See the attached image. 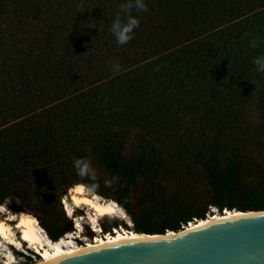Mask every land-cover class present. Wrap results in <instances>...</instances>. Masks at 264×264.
<instances>
[{
	"label": "trees",
	"instance_id": "16d2710c",
	"mask_svg": "<svg viewBox=\"0 0 264 264\" xmlns=\"http://www.w3.org/2000/svg\"><path fill=\"white\" fill-rule=\"evenodd\" d=\"M123 2L0 0V205L32 214L52 244L75 231L62 199L77 184L122 207L133 223L124 228L140 234L178 232L213 215L209 206L264 210V188L241 159L254 96L264 113V73L253 63L264 55V0H144L120 45L110 28L118 14L126 20ZM192 125L212 138L201 159L211 200L152 217L136 188L161 169L153 145ZM125 127L148 134L149 152L126 161ZM89 147L110 175L105 190L70 177ZM117 227L108 221L102 232Z\"/></svg>",
	"mask_w": 264,
	"mask_h": 264
},
{
	"label": "rangeland",
	"instance_id": "374dc122",
	"mask_svg": "<svg viewBox=\"0 0 264 264\" xmlns=\"http://www.w3.org/2000/svg\"><path fill=\"white\" fill-rule=\"evenodd\" d=\"M259 99L260 98L255 96L253 98L249 117V133L244 138L245 149L241 153V159L247 167V180L254 183L255 186L264 188V113L258 107ZM122 130L127 132L126 138L123 141L124 148L122 149V155L126 161L133 160L144 150L149 152L151 140L147 133L127 127ZM211 142L212 138L208 137L201 127L192 125L189 127L188 133L182 134V138H177L173 143H170V145H153L154 151L151 155L160 160L161 169L152 179L142 177L136 188L137 195L148 199L146 212L150 216H165L181 209H190L191 207L203 208L208 201L211 200V192L208 189L206 173L201 165L202 155L207 151L206 147ZM87 150V162L90 165L92 174L81 178L105 190L110 185V175L103 166L98 151L90 147ZM75 173L76 174L73 173L70 175L72 179H75L73 175H78L77 170ZM86 189L94 194L92 190ZM98 197L101 202H105L103 200L105 199L104 197L99 195ZM64 201L71 203L69 191L62 199V204L67 214ZM110 203L114 202L110 201ZM208 208L212 214L219 213L214 206H209ZM83 213L84 210L79 208L76 209L75 215L78 216ZM15 215L33 216L25 212L13 211L11 202L0 205V220H6L13 225L15 221H10L9 219ZM67 216L72 220L68 214ZM108 221L117 223L118 229L121 227L124 228L125 224L130 228L133 226L130 218L129 221H127L119 218L107 217L100 221L101 227L102 223ZM37 226L41 236L45 241L49 242L44 235L43 229L38 225V222ZM89 231L96 235L98 234L93 230L92 225L85 221L81 231L75 228L74 232L64 236L58 243H61L63 247L75 246L76 244L73 242V239H75L78 244H80V241L84 244L88 240L91 241L93 239L87 236V232ZM113 232L114 230L112 233ZM102 234L103 232L98 235ZM13 238L16 243H9L0 238V264H25L29 262V259H32L31 264L40 262L41 258L38 253H36L35 249L32 248L30 244L21 240L20 231L18 229H15ZM24 244H27V246ZM44 247L48 249L46 244H44ZM16 248L18 249L16 250Z\"/></svg>",
	"mask_w": 264,
	"mask_h": 264
},
{
	"label": "water",
	"instance_id": "95a60500",
	"mask_svg": "<svg viewBox=\"0 0 264 264\" xmlns=\"http://www.w3.org/2000/svg\"><path fill=\"white\" fill-rule=\"evenodd\" d=\"M255 212L259 214L227 216L184 233L167 235V230L161 236L86 246L40 264H264V210Z\"/></svg>",
	"mask_w": 264,
	"mask_h": 264
},
{
	"label": "bare ground",
	"instance_id": "6f19581e",
	"mask_svg": "<svg viewBox=\"0 0 264 264\" xmlns=\"http://www.w3.org/2000/svg\"><path fill=\"white\" fill-rule=\"evenodd\" d=\"M69 196L71 203L64 201L66 205L67 214L72 218L75 228L79 229V231L82 230L83 223L85 221L90 223L92 225L93 230L98 234L102 233L100 221L103 218H107V217L119 218L129 221V218L122 207L116 205L115 203L101 202L98 195L90 193L86 189V187L82 184H77L73 186L69 190ZM79 208L80 209L82 208L84 210V213L77 216L75 215V213H76V209ZM260 213H264V212H260ZM235 214H259V213L255 211L242 212L235 210L232 211L225 210L224 212H222V214H213L207 219H203V220L195 219L194 222L189 223L177 233L169 231L167 235L184 233L201 225ZM9 220L15 221V223L12 225L6 220H0V238L9 243H16L13 238V235L15 229H18L20 231L21 240L23 242L30 244L32 248L35 249L36 253H38V255L41 257L40 262L37 264L43 263L45 261L63 255L65 253L76 250L78 248L100 244L117 239H122L130 236H135V235H140L144 237L161 236V235H151V234L148 235L143 233L140 234V233H136L135 231L127 230L121 227L120 229L115 228L113 233H107L102 235L97 234L91 241L88 240L84 244L63 247L61 243L52 244L45 241V239L40 234V231L37 226V220L34 217H31L29 215H18V216L15 215L10 217ZM44 244L47 245L48 249L44 247ZM17 249L18 248H16V250Z\"/></svg>",
	"mask_w": 264,
	"mask_h": 264
},
{
	"label": "clouds",
	"instance_id": "9594fccd",
	"mask_svg": "<svg viewBox=\"0 0 264 264\" xmlns=\"http://www.w3.org/2000/svg\"><path fill=\"white\" fill-rule=\"evenodd\" d=\"M77 7L79 8L80 5H77ZM133 9L137 11H147V6L144 0H124L120 5V10L126 15V20L121 22L118 14L117 18L111 24L110 31L115 37L116 42L120 45L128 43L133 38L132 34L134 29L139 27V20L135 16L130 15ZM251 46L258 47L259 44L253 40ZM253 63L256 65V71L258 73H264V55L256 57ZM112 70L118 73L121 71V66L119 64H113ZM73 163L79 176L84 177L92 174L90 165L86 160L75 159Z\"/></svg>",
	"mask_w": 264,
	"mask_h": 264
},
{
	"label": "built area",
	"instance_id": "2783aa9c",
	"mask_svg": "<svg viewBox=\"0 0 264 264\" xmlns=\"http://www.w3.org/2000/svg\"><path fill=\"white\" fill-rule=\"evenodd\" d=\"M217 212H218V211H217ZM43 232H44L45 234H47V232H46L45 230H44ZM47 237H48V235H47ZM48 238H49V237H48ZM75 242L78 243L76 240H75Z\"/></svg>",
	"mask_w": 264,
	"mask_h": 264
}]
</instances>
